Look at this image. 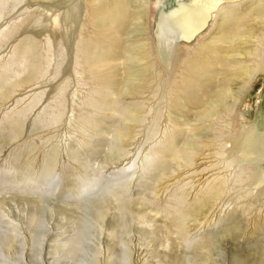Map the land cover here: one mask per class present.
I'll use <instances>...</instances> for the list:
<instances>
[{"label": "rangeland", "instance_id": "374dc122", "mask_svg": "<svg viewBox=\"0 0 264 264\" xmlns=\"http://www.w3.org/2000/svg\"><path fill=\"white\" fill-rule=\"evenodd\" d=\"M140 1L145 9L150 72L162 73L155 35L160 14L190 0ZM86 5L85 0H0V264H171L168 257L155 256L150 251L125 261L120 251L109 255L101 244L107 230L105 226L101 229L99 220L97 223L94 205L103 203V199L115 202L113 195L122 191L125 194L121 200L132 203L140 177L142 185L151 183L154 169L149 166L155 164L152 150L168 123L164 104L153 97L151 108H145L142 123L132 134L129 163L115 169L107 165L104 154L112 147V118L99 107L108 97L93 104L106 90L85 61V52L93 48ZM206 31L189 42H175L176 51L180 50L173 61L175 72H181L182 61L197 40L206 38ZM190 62L191 59L186 64ZM27 73L32 75L28 82L24 80ZM248 84L235 110L232 128L236 134L253 125L264 131V73ZM96 119L104 120L110 135L97 134L100 125ZM219 130L220 124L213 131ZM96 141H100L99 145ZM212 149L218 153L216 144ZM228 154L218 160L220 167L230 181L235 179L239 164L241 169H249L245 170L243 183L228 187L222 211L209 218L196 234L187 229L186 235H173L178 249L175 251L187 256L184 260L177 254L185 261L180 263V259L177 264H264V197L259 195L258 187L245 182L250 171L264 173V165L242 160L237 163ZM192 168L197 172L205 170V166ZM178 187L182 189L176 194L183 196L188 185ZM188 192L189 201L192 192ZM168 194L161 200H170ZM236 215L241 230L232 232L227 222ZM122 230L118 227L115 231ZM207 238L211 243L205 250L197 249V244ZM135 239L132 242L136 249L141 241ZM169 242L165 239V246L158 248L171 253ZM122 244L119 249L133 255L129 254L130 246Z\"/></svg>", "mask_w": 264, "mask_h": 264}, {"label": "bare ground", "instance_id": "6f19581e", "mask_svg": "<svg viewBox=\"0 0 264 264\" xmlns=\"http://www.w3.org/2000/svg\"><path fill=\"white\" fill-rule=\"evenodd\" d=\"M85 3L89 9L88 23L93 31L89 40L93 48L85 52V61L99 85L106 90L100 99L93 100V104L108 97L99 107L112 118L110 134L114 142L110 141L112 147L104 154L107 165L115 169L129 163L128 148L134 145L132 134L142 123L145 108H151L153 97L164 104L165 122L168 123L162 131V139L152 150L155 164L149 166L154 169L151 183L142 185L140 177L132 203L121 200L125 194L122 191L113 195L115 202L103 199V203L94 205L92 212L97 223L99 220L101 229L105 226L107 230L101 244L109 255L120 251L125 261L138 259L150 251L155 256L168 257L171 264H177L181 258L174 246L176 237L172 239L173 235H183L187 229L196 234L209 218L222 211L228 187L240 184L249 170L241 169L239 164L235 179L230 181L218 160L229 153L232 161L237 163L242 160L264 165V131L253 125L246 132L236 134L232 128L237 103L247 84L264 73V0H190L178 4L168 13H161L155 35L162 73L150 72L145 9L140 0H85ZM131 26L134 31L130 30ZM204 30H207L206 38L197 40L188 54L191 62L187 65L189 59L183 60L181 72H175L173 61L180 52L176 51V44L180 40L189 42ZM134 44L132 50L128 49ZM118 60L121 63H117ZM31 76H25L24 80L30 81ZM125 98L137 102L123 101ZM96 121L100 125L97 134L110 135L108 128L104 127V120ZM219 124L221 130L213 131ZM215 144L218 148L216 154L212 149ZM105 162L103 168L107 167ZM225 162L227 158L223 165ZM235 162L232 165L237 164ZM195 165L205 166V170L193 171ZM249 173L245 182L258 187L259 195L264 197V173ZM186 175H191V179ZM182 183L188 187L180 196L176 192L182 189L178 187ZM188 190L192 192L189 201ZM166 193H169L170 200L162 201L161 197ZM236 216L227 222L232 232L241 230ZM118 227L125 231L116 232ZM99 236L100 233L97 240ZM134 237L141 241L136 249V243L132 242ZM165 239L166 242L171 240V253L169 249L158 248L161 244L165 246ZM209 240L201 241L197 249L205 250L211 243ZM122 242L126 247L130 246L129 254L133 255L119 249ZM180 257L186 260L184 257L187 256ZM241 261L243 263V259Z\"/></svg>", "mask_w": 264, "mask_h": 264}]
</instances>
